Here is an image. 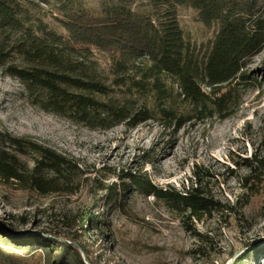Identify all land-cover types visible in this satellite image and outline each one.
I'll return each instance as SVG.
<instances>
[{"label":"trees","instance_id":"16d2710c","mask_svg":"<svg viewBox=\"0 0 264 264\" xmlns=\"http://www.w3.org/2000/svg\"><path fill=\"white\" fill-rule=\"evenodd\" d=\"M139 1L100 0L96 9L86 0H57L65 28L59 32L28 15L17 0H0V72L17 79L34 106L94 130L155 121L177 134L187 125L236 114L253 58L264 51V0ZM181 7L192 8L214 29L213 38L203 44L193 41L180 25ZM96 53L110 60L112 77L99 70ZM252 155L238 163L249 170L243 181L251 190L264 184V155ZM76 162L36 138L0 130V182L46 195L74 182L80 170ZM203 170L207 172L197 165L195 181L183 190L158 187L133 172L122 178L128 180L127 192L155 196L200 219L221 211V204L203 193ZM108 191V202L125 194L111 186ZM240 199L227 206L228 212L237 209ZM87 220V226L98 222ZM16 234L11 225L0 223V258L6 264H27V258L40 264L42 258L47 263L54 258L56 264H96L76 239ZM39 248L44 257L34 255ZM248 257L244 254L233 264Z\"/></svg>","mask_w":264,"mask_h":264},{"label":"rangeland","instance_id":"374dc122","mask_svg":"<svg viewBox=\"0 0 264 264\" xmlns=\"http://www.w3.org/2000/svg\"><path fill=\"white\" fill-rule=\"evenodd\" d=\"M17 1L28 15L65 31L57 0ZM86 4L98 9L100 0ZM178 14L193 41L213 38L214 29L192 8L181 7ZM94 57L99 70L112 77L110 60L101 53ZM253 59L236 114L187 125L177 134L155 121L135 128L121 123L109 130L77 125L34 106L22 84L0 72V130L36 138L77 160L80 168L71 185L46 195L0 182V223L11 225L18 238L76 239L96 264H233L244 254L249 257L243 264H264V184L253 190L244 186L249 170L238 164L255 152L264 155V51ZM20 157L32 164L27 155ZM197 165L207 169L201 172L203 193L221 204V211L200 219L155 196L124 189L128 180L123 174L133 172L158 187L183 190L195 181ZM110 186L125 194L108 202ZM239 198L237 209L228 212ZM87 217L98 222L87 226ZM33 252L44 257L40 248ZM37 260L26 262L40 264ZM46 261L42 258V264H56L54 258ZM0 264H6L2 258Z\"/></svg>","mask_w":264,"mask_h":264}]
</instances>
